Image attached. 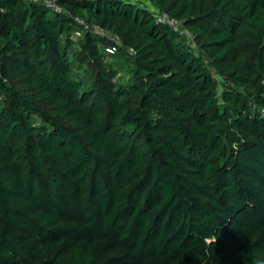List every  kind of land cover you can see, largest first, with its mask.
<instances>
[{"label":"trees","instance_id":"16d2710c","mask_svg":"<svg viewBox=\"0 0 264 264\" xmlns=\"http://www.w3.org/2000/svg\"><path fill=\"white\" fill-rule=\"evenodd\" d=\"M60 4L0 0V264H264V0Z\"/></svg>","mask_w":264,"mask_h":264},{"label":"built area","instance_id":"2783aa9c","mask_svg":"<svg viewBox=\"0 0 264 264\" xmlns=\"http://www.w3.org/2000/svg\"><path fill=\"white\" fill-rule=\"evenodd\" d=\"M29 2L38 3L41 5H44L48 9L54 11L57 14H62L65 12L64 8L60 4V0H27ZM82 25H85L84 22L79 21ZM157 24L158 25H167L171 27L175 32L186 36L189 35L188 31L184 27L183 22L179 21L178 19H175L171 17L169 14L163 13L158 16L157 18ZM98 33H100L103 36H109V33L101 28L96 29ZM113 40L117 43H119L118 38H113ZM116 49H114L115 51ZM109 52L112 53V51L109 50ZM131 54L135 55V51L131 50Z\"/></svg>","mask_w":264,"mask_h":264},{"label":"rangeland","instance_id":"374dc122","mask_svg":"<svg viewBox=\"0 0 264 264\" xmlns=\"http://www.w3.org/2000/svg\"><path fill=\"white\" fill-rule=\"evenodd\" d=\"M141 1H143V0H141Z\"/></svg>","mask_w":264,"mask_h":264}]
</instances>
